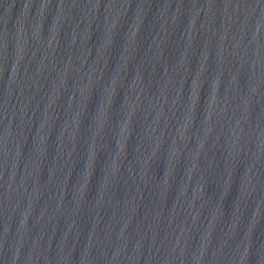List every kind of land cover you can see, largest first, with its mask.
I'll return each instance as SVG.
<instances>
[{
	"label": "water",
	"instance_id": "water-1",
	"mask_svg": "<svg viewBox=\"0 0 264 264\" xmlns=\"http://www.w3.org/2000/svg\"><path fill=\"white\" fill-rule=\"evenodd\" d=\"M0 264H264V0H0Z\"/></svg>",
	"mask_w": 264,
	"mask_h": 264
}]
</instances>
